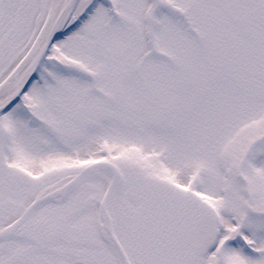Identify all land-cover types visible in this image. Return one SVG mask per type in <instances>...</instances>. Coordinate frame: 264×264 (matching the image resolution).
<instances>
[{
  "label": "snow or ice",
  "instance_id": "obj_1",
  "mask_svg": "<svg viewBox=\"0 0 264 264\" xmlns=\"http://www.w3.org/2000/svg\"><path fill=\"white\" fill-rule=\"evenodd\" d=\"M0 264H264V0H0Z\"/></svg>",
  "mask_w": 264,
  "mask_h": 264
}]
</instances>
